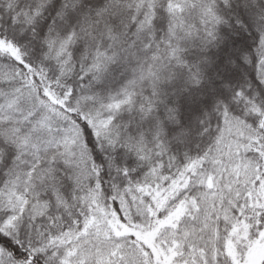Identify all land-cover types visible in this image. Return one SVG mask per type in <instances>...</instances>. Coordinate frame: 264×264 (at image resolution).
<instances>
[{
    "label": "snow or ice",
    "instance_id": "snow-or-ice-1",
    "mask_svg": "<svg viewBox=\"0 0 264 264\" xmlns=\"http://www.w3.org/2000/svg\"><path fill=\"white\" fill-rule=\"evenodd\" d=\"M0 264H264V0H0Z\"/></svg>",
    "mask_w": 264,
    "mask_h": 264
}]
</instances>
